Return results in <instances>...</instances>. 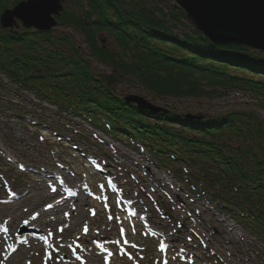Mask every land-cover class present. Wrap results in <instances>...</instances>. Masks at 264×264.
I'll return each mask as SVG.
<instances>
[{
	"label": "rangeland",
	"instance_id": "obj_1",
	"mask_svg": "<svg viewBox=\"0 0 264 264\" xmlns=\"http://www.w3.org/2000/svg\"><path fill=\"white\" fill-rule=\"evenodd\" d=\"M141 1L163 13L176 5L175 0ZM8 5H12L10 1ZM52 32L70 37L97 77L112 76L111 68L89 55L79 31L58 25ZM101 41L105 47L113 46L104 36ZM114 90L121 96L140 94L154 104L183 112L212 115L252 111L264 122V106L247 90L162 98L123 79L115 82ZM9 100L23 103V116L5 109ZM48 121L53 124L48 126ZM56 129L62 131L56 134ZM185 175L178 163L161 161L117 135L92 128L83 119L58 113L53 105L18 90L0 74V228L7 230L0 232L12 238L13 244L23 237L41 236L42 240L40 248L18 247L9 255L8 249L3 251L0 264H45L46 250L51 253L47 264H80L73 255L77 243L87 250L76 249L75 253L84 264H104L107 252L98 253L97 244L112 253L107 256L108 264H162L165 259L167 264H264V243L243 225L245 220L240 221L236 212L217 208L205 195L196 194ZM172 185L183 190L180 201ZM68 186L77 192L71 199L65 198ZM153 188L155 192H151ZM52 192L61 195L65 205L77 204V208L67 207L53 220L47 215L45 227L29 222L33 213L48 205ZM127 208L135 209L136 216H129ZM64 213L69 214L67 218ZM109 216L113 218L109 220ZM139 216L144 219H137ZM64 225L67 227L59 232ZM85 225L87 234L83 233ZM121 227L124 237H120ZM125 239L128 244L123 243ZM117 240L119 245L112 243ZM161 242L168 246L163 253L158 251ZM121 250L134 259L122 255Z\"/></svg>",
	"mask_w": 264,
	"mask_h": 264
},
{
	"label": "trees",
	"instance_id": "obj_2",
	"mask_svg": "<svg viewBox=\"0 0 264 264\" xmlns=\"http://www.w3.org/2000/svg\"><path fill=\"white\" fill-rule=\"evenodd\" d=\"M8 1L18 0H0V12ZM64 1L59 25L79 31L89 55L112 76L97 77L74 41L52 30H0V71L59 112L182 164L220 208L236 212L264 239V122L256 113L191 114L168 107L152 113L114 90L120 79L174 99L241 89L264 106V53L210 43L176 5L163 13L141 0ZM102 36L113 46L102 45ZM231 64L241 76L232 74ZM251 69L258 75L245 74Z\"/></svg>",
	"mask_w": 264,
	"mask_h": 264
},
{
	"label": "water",
	"instance_id": "obj_3",
	"mask_svg": "<svg viewBox=\"0 0 264 264\" xmlns=\"http://www.w3.org/2000/svg\"><path fill=\"white\" fill-rule=\"evenodd\" d=\"M186 19L210 43L243 45L264 52V0H176ZM63 10L62 0H21L0 14L3 29L17 26L48 31L58 23ZM127 102L158 111L159 107L146 98L130 94Z\"/></svg>",
	"mask_w": 264,
	"mask_h": 264
},
{
	"label": "bare ground",
	"instance_id": "obj_4",
	"mask_svg": "<svg viewBox=\"0 0 264 264\" xmlns=\"http://www.w3.org/2000/svg\"><path fill=\"white\" fill-rule=\"evenodd\" d=\"M54 191H56V189H54ZM56 192H52L50 194V202L48 203V205L51 204V205H53V207L48 208L47 210H45V208L43 207L42 210L40 212H38L39 215L36 217V219L33 220L31 218V219H29V222H31L32 224L39 226V227H45L46 221H45L44 217H46L47 215L51 217L50 220H53L54 215L58 214L59 212L66 210L67 207H73V205H74L75 206L74 208L75 209L77 208V204L69 203V204L65 205V203H63V200H61V198L59 197V195L57 196L58 192L57 193ZM65 200H67V199H65ZM24 216H28V214H25ZM3 233L4 232H0V253H2L3 251L4 252L9 251L10 253H12L13 251H11V248H15L17 250L18 247L40 248L42 246L39 243L42 241L41 236L23 237L21 240H16L15 241L16 244H13L12 238H10L8 235H3ZM7 249H8V251H7ZM104 252H106V251H103L101 248H98V253H104ZM10 253H8V255ZM4 261H6V260H4Z\"/></svg>",
	"mask_w": 264,
	"mask_h": 264
},
{
	"label": "snow or ice",
	"instance_id": "obj_5",
	"mask_svg": "<svg viewBox=\"0 0 264 264\" xmlns=\"http://www.w3.org/2000/svg\"><path fill=\"white\" fill-rule=\"evenodd\" d=\"M41 139H43V138H41ZM23 167V166H22ZM39 171V170H38ZM133 179H135V177H133ZM110 183V182H109ZM106 185H101V187H105ZM172 188L176 191V193H177V195H176V200L177 201H180V196H179V193L181 192V191H183L182 189H176L175 188V185H172ZM156 191V189L155 188H153L152 190H151V192H155ZM166 195H167V193H165ZM170 199H171V197H169ZM53 207V205H51V204H49V205H46L45 206V210H47L48 208H52ZM75 206L73 205V208H74ZM105 208H107V205H105ZM25 211H27V209H25ZM91 211V213H92V215H95V211L94 210H90ZM197 213H198V210H197ZM39 215V213H33V215H32V219L34 220V219H36V217ZM64 215H65V217L67 218L68 217V213H64ZM128 215L129 216H136V213L134 212V211H132V212H129L128 213ZM189 215H190V213H189ZM113 217L112 216H109L108 217V219L109 220H111ZM137 219H139V220H143L144 219V217H142V216H139V217H137ZM117 220H118V222H121V221H119V218L117 217ZM25 223H27V221H25ZM122 223V222H121ZM67 227V225H64V226H62L60 229H58V231L59 232H63L64 231V228H66ZM0 231H7L6 229H3V228H0ZM87 232H88V227H87V225H85L84 226V228H83V233L84 234H87ZM124 234H125V230H124V228L123 227H121L120 228V237H124ZM133 234H135V228H133ZM49 235H51V233H49ZM189 242H191V240H192V237L190 236L189 238ZM77 240H79V237H77ZM93 243H96V241L95 240H93ZM112 243H114V244H117V245H119L120 244V241L119 240H117V241H113ZM123 243L124 244H128L129 242L125 239L124 241H123ZM61 247L63 246V245H60ZM131 247H133V248H137L138 246L137 245H135V244H131L130 245ZM10 247V246H9ZM48 247H51V245H48ZM97 247L98 248H101L103 251H106L107 252V256H110V255H112V253L110 252V251H108L106 248H103V246L102 245H99V244H97ZM168 246L165 244V243H163V242H161L160 244H159V247H158V251H160V252H165V250H166V248H167ZM76 249H80V250H82V251H87V250H85V249H83L82 248V246L80 245V244H78L77 243V245H76ZM76 249H73V255L75 256V259L77 260V261H80V264H84V261H83V258L81 257V256H79V255H76L75 253H76ZM16 249L15 248H11V251H15ZM58 248H54L53 249V251L54 252H58ZM183 250V249H182ZM121 254L122 255H128V258L130 259V260H132V259H134L133 258V256L130 254V253H126V252H124L123 250H121ZM45 256H46V260H45V264H47V260L48 259H51V253H49L47 250L45 251ZM107 256H105V264H107ZM58 260H61V259H63V258H61V257H58L57 258ZM140 259H143V257L141 256L140 257ZM173 259H176V257H173ZM29 264H30V262H29ZM162 264H167V260L165 259L163 262H162Z\"/></svg>",
	"mask_w": 264,
	"mask_h": 264
}]
</instances>
